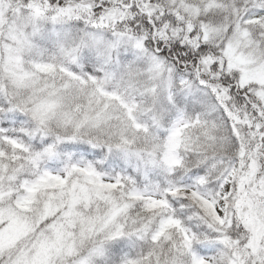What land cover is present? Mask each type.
<instances>
[{
    "label": "snow or ice",
    "instance_id": "6c2138e0",
    "mask_svg": "<svg viewBox=\"0 0 264 264\" xmlns=\"http://www.w3.org/2000/svg\"><path fill=\"white\" fill-rule=\"evenodd\" d=\"M0 264H264V0H0Z\"/></svg>",
    "mask_w": 264,
    "mask_h": 264
}]
</instances>
